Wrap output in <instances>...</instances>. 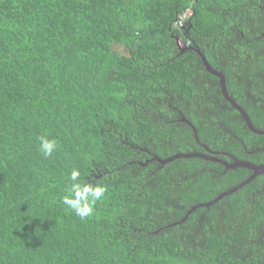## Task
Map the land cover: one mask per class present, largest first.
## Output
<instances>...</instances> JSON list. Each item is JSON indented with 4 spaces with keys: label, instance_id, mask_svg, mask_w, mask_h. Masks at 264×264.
Instances as JSON below:
<instances>
[{
    "label": "trees",
    "instance_id": "16d2710c",
    "mask_svg": "<svg viewBox=\"0 0 264 264\" xmlns=\"http://www.w3.org/2000/svg\"><path fill=\"white\" fill-rule=\"evenodd\" d=\"M197 50L264 130V0H0V264H264V174L156 159L264 163Z\"/></svg>",
    "mask_w": 264,
    "mask_h": 264
},
{
    "label": "clouds",
    "instance_id": "9594fccd",
    "mask_svg": "<svg viewBox=\"0 0 264 264\" xmlns=\"http://www.w3.org/2000/svg\"><path fill=\"white\" fill-rule=\"evenodd\" d=\"M41 150L44 156H51L56 148V141L45 136L40 137ZM70 184H66L62 203L81 219L93 215L97 201L104 198L107 191L101 184L81 180V170L72 168L69 174Z\"/></svg>",
    "mask_w": 264,
    "mask_h": 264
},
{
    "label": "water",
    "instance_id": "95a60500",
    "mask_svg": "<svg viewBox=\"0 0 264 264\" xmlns=\"http://www.w3.org/2000/svg\"><path fill=\"white\" fill-rule=\"evenodd\" d=\"M197 53L200 55V57L202 59V62L204 64V66L206 67V69L208 70V72L216 75L219 78V84H220V88H221V91H222V94H223L224 98L226 100H228L231 103V105L242 114V116L244 117L245 122H246L248 128L252 132H254L256 134H264V130H259V129H256V128L253 127V125L251 124L250 119L247 116V114L228 95L227 89H226V85H225V77H224V74L221 71H218V70L213 69L212 66L206 60L204 54H202L198 50H197ZM182 120H184V121L187 122V120L184 117H183ZM188 124L190 125V123H188ZM191 127H192V129L194 131V136L196 137V131H195V129H194L193 126H191ZM179 157H183V158H188V157H201V158H205V159L212 160L211 158L207 157L206 155L199 154V153H178V154H175V155L170 156V157L165 158V159H159V158H156V159L160 163H166V162H169V161L174 160L175 158H179ZM224 164H225V166H226L227 169H232V168H235V167H243V168L250 169L252 171V173L250 174V176L248 178H246L245 180H243L239 184H237V185L233 186L232 188H230V189H228V190H226V191L218 194L215 198H213L212 200H210L208 202H204V203H201V204H198V205L194 206L193 209L194 208H197V207H206V208H208L212 204L216 203L222 197H224L226 195H229V194L233 193L234 191H236L237 189H239L240 187L248 184L256 176L261 175V174H264V163L263 164H254V163H251L249 161L238 160L235 157H232V162H230V163H224ZM142 165L143 166L146 165V162L145 163H142Z\"/></svg>",
    "mask_w": 264,
    "mask_h": 264
},
{
    "label": "flooded vegetation",
    "instance_id": "af4514ba",
    "mask_svg": "<svg viewBox=\"0 0 264 264\" xmlns=\"http://www.w3.org/2000/svg\"><path fill=\"white\" fill-rule=\"evenodd\" d=\"M204 150H205L204 153H205L206 155H208V156L211 157V154L208 153V152H210L209 149L206 148V149H204ZM216 153H217V152H215V154H216ZM211 159H212V160L209 159L211 162L221 163L222 165H224V163H225V160H224L223 158L219 157V156H217V157H216V156H215V157H211ZM231 159H232V158H231Z\"/></svg>",
    "mask_w": 264,
    "mask_h": 264
}]
</instances>
